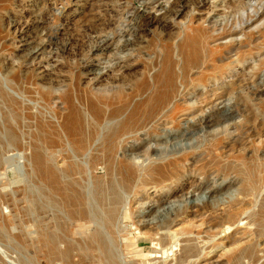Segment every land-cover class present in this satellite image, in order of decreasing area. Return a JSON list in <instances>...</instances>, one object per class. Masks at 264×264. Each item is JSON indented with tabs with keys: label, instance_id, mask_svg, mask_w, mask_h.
<instances>
[{
	"label": "rangeland",
	"instance_id": "374dc122",
	"mask_svg": "<svg viewBox=\"0 0 264 264\" xmlns=\"http://www.w3.org/2000/svg\"><path fill=\"white\" fill-rule=\"evenodd\" d=\"M173 1L0 0V264H264V0H202L165 29L142 19ZM235 24L187 70L188 36ZM138 27L142 48L122 51ZM165 58L183 101L152 115L134 82L155 83ZM82 65L106 72L94 90Z\"/></svg>",
	"mask_w": 264,
	"mask_h": 264
},
{
	"label": "bare ground",
	"instance_id": "6f19581e",
	"mask_svg": "<svg viewBox=\"0 0 264 264\" xmlns=\"http://www.w3.org/2000/svg\"><path fill=\"white\" fill-rule=\"evenodd\" d=\"M170 4L173 5L174 7L170 6L171 8L169 7L167 9H165L163 5H159L157 7L158 11H162L165 9L164 12L161 13L159 16H154L153 14L150 13V14H147L146 17L145 16L142 17V19H148V21H151L152 23L157 25L158 27H160V29H165L167 23L170 22V20H167L169 18L168 17L169 14H172L174 16H179L181 13H183L186 7H189L188 5H190V10L192 11L191 13L195 11L198 14L202 12L199 9L205 6V2H203L202 0H198L195 2H190L188 0H185V1L180 0L176 3L173 1ZM36 21H38V19H36ZM101 26H103L102 23L97 24V26L88 24L84 26L83 30L84 32L86 33L88 32V34H90V33L97 32L98 30H100ZM137 31L141 32L143 31V28L141 27L136 28L134 33H132L134 39H129V40L124 41V43L121 46L122 51H127V50L138 51V49L142 48V46H137L136 44H134L136 37H138ZM241 32H242L241 29L237 30V24H235L234 26L231 25L230 27H228L227 31L213 30L211 34L208 31L204 32L203 30H197L196 31L197 34L193 36H188L180 44L181 51L184 54L183 56L185 59V66L187 67V70L190 71L193 69H197L202 64V58L204 57L205 53L209 51L208 40H213V43L225 41L222 46L227 47L228 45L236 41L237 36ZM20 42H21L22 47H28L31 44V42H29L27 39H22L20 40ZM100 44H99L100 47L99 46L94 47L95 48L94 51H99L103 46L107 45L108 42L102 41ZM162 46L165 48V51H169L168 42H163ZM214 47L216 48L217 45H214ZM25 50L27 51L28 60H31L32 62H34L35 60L38 59V57H40L45 52V44L41 43L40 45L36 47H29L28 49H25ZM199 59L201 60V62L198 61ZM194 61H198L197 64L199 65L196 67L195 66L191 67V65L195 63ZM230 65L232 64L228 63L227 66H223L222 71L226 70L227 72L231 67ZM82 66L87 68L86 75H89L92 77L90 80L91 85L89 87L90 88L92 87V90H94L95 85L101 80V78L103 77V75L106 74V72H104V68H100V67H96L92 65H89V66L82 65ZM40 75H41L40 76L41 79H45L47 76L44 73H40ZM175 78H176L175 69L172 63L170 62V60L165 58L161 71L156 73L155 75V78H154V81L156 79L155 83H153L152 85L148 87L145 74H143L141 78H139L138 80L134 82L135 85H134L133 92L141 94V93H145L148 90L149 95L146 97L144 101V104H145L144 112L148 111V112H151L152 115H154V114H157L160 110L166 108L173 99L179 98V100L182 99L183 101V98L175 96L176 89H177L176 84H175ZM209 79L212 80V77H209L206 79L204 78L203 82L204 83L210 82ZM192 82L194 84H200L201 80L192 79ZM52 96H54V94ZM50 98H51V95H50ZM83 100L86 104V107L88 108V111L92 115V120H94L95 123L100 124L101 123L100 120H102L101 113L99 112L100 109L96 106V104L92 100L85 98V97L83 98ZM64 104H66L67 106V113L62 121L64 128L66 129L69 135L78 137L77 138L78 142L80 143L84 142V140L82 139L83 138L82 130L84 127H86L85 126L87 124L86 119L83 116H81L78 111H75V109L72 108L71 104L69 103L67 104L66 101H64ZM122 107L123 106L121 105V106H118L117 108L120 109ZM183 111H186V109L183 108ZM49 145H50V148H49L50 150H53V148L56 147V145L53 143V139H50Z\"/></svg>",
	"mask_w": 264,
	"mask_h": 264
}]
</instances>
